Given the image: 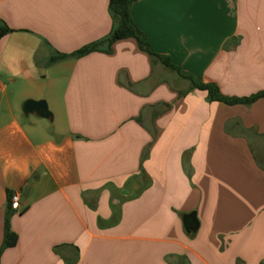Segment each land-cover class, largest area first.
<instances>
[{
  "label": "crops",
  "instance_id": "obj_1",
  "mask_svg": "<svg viewBox=\"0 0 264 264\" xmlns=\"http://www.w3.org/2000/svg\"><path fill=\"white\" fill-rule=\"evenodd\" d=\"M109 0H0V264H262L264 0H135V39L105 38ZM191 78V79H190ZM44 100L52 121L24 116ZM10 203V202H9ZM194 212L195 233L182 217Z\"/></svg>",
  "mask_w": 264,
  "mask_h": 264
},
{
  "label": "trees",
  "instance_id": "obj_2",
  "mask_svg": "<svg viewBox=\"0 0 264 264\" xmlns=\"http://www.w3.org/2000/svg\"><path fill=\"white\" fill-rule=\"evenodd\" d=\"M134 1L135 0H109L108 7L113 21L112 28L109 34L105 38L89 44L69 56L57 54V56L50 58V62L53 63L70 56L80 58L87 55L88 53L100 50L108 53L110 52V46L116 41L133 38L136 40L141 51L148 53L152 59H157L164 67L176 70L178 73H180V69L172 62V60H170V58L160 56L152 51L145 35L133 23L130 16V6ZM10 32L12 31L0 22V39ZM191 83L194 88L206 91L207 100L209 102H222L226 105L232 106L250 105L258 99H264V92H259L244 98H233L222 95L215 85L200 84L193 80H191ZM10 197L11 194L8 193V208L6 212L4 236L2 246L0 248V254L4 249L15 246L17 241V236L14 233L10 232L8 228V216L10 213H13V210L10 208L9 203ZM262 264H264V262H262Z\"/></svg>",
  "mask_w": 264,
  "mask_h": 264
},
{
  "label": "water",
  "instance_id": "obj_3",
  "mask_svg": "<svg viewBox=\"0 0 264 264\" xmlns=\"http://www.w3.org/2000/svg\"><path fill=\"white\" fill-rule=\"evenodd\" d=\"M24 116L34 115L38 118L52 121V113L44 100H25L22 104ZM182 223L187 233H195L198 228V221L194 212L183 215Z\"/></svg>",
  "mask_w": 264,
  "mask_h": 264
},
{
  "label": "built area",
  "instance_id": "obj_4",
  "mask_svg": "<svg viewBox=\"0 0 264 264\" xmlns=\"http://www.w3.org/2000/svg\"><path fill=\"white\" fill-rule=\"evenodd\" d=\"M19 195L18 194H13L11 195L10 197V204H11V207L12 209H18V206H19Z\"/></svg>",
  "mask_w": 264,
  "mask_h": 264
}]
</instances>
